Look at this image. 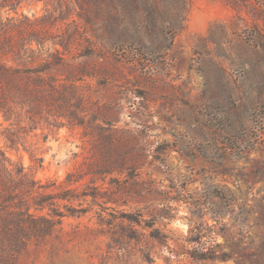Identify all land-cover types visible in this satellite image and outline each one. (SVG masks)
<instances>
[{
	"label": "rangeland",
	"instance_id": "374dc122",
	"mask_svg": "<svg viewBox=\"0 0 264 264\" xmlns=\"http://www.w3.org/2000/svg\"><path fill=\"white\" fill-rule=\"evenodd\" d=\"M5 2L14 53L65 57L88 98L84 125L0 114L7 159L80 211L18 264H264V0Z\"/></svg>",
	"mask_w": 264,
	"mask_h": 264
},
{
	"label": "trees",
	"instance_id": "16d2710c",
	"mask_svg": "<svg viewBox=\"0 0 264 264\" xmlns=\"http://www.w3.org/2000/svg\"><path fill=\"white\" fill-rule=\"evenodd\" d=\"M4 1L5 6H12L19 0ZM23 34L24 31L20 30V35ZM9 38L8 33H0V114L10 123L9 129L18 124L25 130L31 113L36 117L48 110L52 112V109L63 112L60 115L69 118V121L77 120L78 124L84 125L85 120L81 114L87 111L88 98L80 92V85L77 84L83 73H76L72 68L74 63L65 57H58L56 62H51L38 56V67L33 68V62L25 53H14V46L9 43ZM57 61L63 69L62 78L52 74V67L58 64ZM8 139L15 141L18 136L15 134ZM119 160L110 161L107 166L120 164L125 168L126 164ZM110 170H114L113 167H99L96 172ZM50 186L32 177L23 166L9 161L0 150V264H18L20 257L32 243H43L58 228H62L65 216H75L80 212L68 207L61 211L58 200L67 196L52 191ZM45 209L48 211L42 213ZM123 218L142 224L140 215L125 213ZM144 226L152 225L146 223ZM123 234L140 239V234L135 231H124ZM151 236L162 240L158 229H153ZM192 255L197 258H221L213 249ZM143 256L148 262L154 261L151 249H145Z\"/></svg>",
	"mask_w": 264,
	"mask_h": 264
}]
</instances>
